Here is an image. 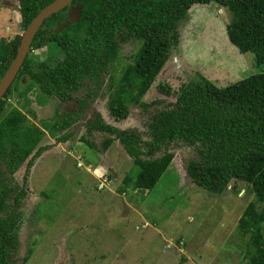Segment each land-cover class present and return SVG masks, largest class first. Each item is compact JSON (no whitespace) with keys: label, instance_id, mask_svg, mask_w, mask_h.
<instances>
[{"label":"trees","instance_id":"1","mask_svg":"<svg viewBox=\"0 0 264 264\" xmlns=\"http://www.w3.org/2000/svg\"><path fill=\"white\" fill-rule=\"evenodd\" d=\"M53 1L19 0L24 31ZM211 2L232 14L230 41L242 52H254L256 63L264 64V0H73L45 19L22 68L0 100V264H20L15 258L21 225L19 206L27 192L15 180V173L23 165L30 172L48 148L42 144L47 133L58 142L78 140L101 153L119 140L139 166L137 173L124 177L125 188L147 191L153 190L168 171L178 172L172 146H196L199 156L188 161L186 167L193 183L215 193L229 187L240 193L239 182H245L254 193L255 199L246 206L238 229L249 238L243 263L264 264V72L224 87L197 72L176 92L173 105L156 109L151 115L148 139L140 130L119 128L99 114L88 120L86 129L88 133L113 134L102 146L83 134L75 137L74 126L85 119L84 108L91 99L90 94L77 96L86 82L96 83L97 94L107 85L108 110L116 121L126 119L133 105L152 107L144 97L179 45L181 20L193 4ZM75 13L78 17L73 20ZM21 39V33L9 40L0 38V80L15 59ZM130 41H138L139 48L132 61L123 66L120 52ZM54 42L63 53L55 63L50 46ZM44 47L46 59L31 56L35 49ZM117 66L118 76L113 72ZM24 76L30 77L26 93L39 90L40 102L43 96L58 99L54 116L43 118L41 126L17 109L6 111L16 81ZM159 87L168 96L174 94L169 85ZM74 99L79 108L65 111ZM158 153L162 154L152 157ZM145 154L151 157H143ZM23 181L26 183L27 175Z\"/></svg>","mask_w":264,"mask_h":264},{"label":"rangeland","instance_id":"2","mask_svg":"<svg viewBox=\"0 0 264 264\" xmlns=\"http://www.w3.org/2000/svg\"><path fill=\"white\" fill-rule=\"evenodd\" d=\"M71 17L77 19L78 14ZM231 19V12L216 3L193 4L179 24V45L144 97L152 107L133 105L124 120L116 121L110 116L107 85L97 94L96 83L86 82L77 96L84 98L90 94L91 99L84 108L85 119L74 126L76 139L83 134L102 146L113 135L87 132L84 123L95 119L96 114L119 128L138 129L148 139L146 130L151 115L156 109L173 105L176 92L197 72L220 87L264 72V64L256 63L254 52H242L230 41ZM21 20L19 0H0V38L9 40L23 34ZM50 46L55 63L63 56L62 47L56 42ZM138 48V41L123 44V66L132 61ZM31 56L46 59L47 47L35 49ZM119 69L117 66L113 70L117 76ZM29 80L24 76L19 83L16 81L6 111L17 109L41 126L43 118L54 116L58 99L43 96L40 102L39 90L26 93ZM160 84L169 85L174 94L168 96ZM67 104L65 111L79 108L76 99ZM82 143L87 146L72 139L58 142L47 133L42 144L48 148L30 172H26L24 165L16 171L15 180L27 192L19 206L21 225L15 258L20 264L26 255L29 257L24 264L245 263L249 238L238 229V223L248 203L255 199L247 183L239 182L240 193L230 187L215 193L193 183L186 167L188 161L199 156L197 148L180 145L170 148L177 154L179 173L168 171L151 191L125 188L124 177L137 173L139 166L123 144L115 140L104 153L94 148L95 152L85 153ZM79 161L83 163L81 167ZM105 175L109 181L99 189Z\"/></svg>","mask_w":264,"mask_h":264},{"label":"water","instance_id":"3","mask_svg":"<svg viewBox=\"0 0 264 264\" xmlns=\"http://www.w3.org/2000/svg\"><path fill=\"white\" fill-rule=\"evenodd\" d=\"M72 2L73 0H54L53 2L45 6L27 26L24 33L22 34V39L18 47L17 55L13 60V62L11 63L8 70L6 71L3 78L0 80V100L5 95L9 87L12 85L17 74L22 68L23 63L31 49V44L33 42V39L37 34L38 30L41 28L45 19L50 15L57 13L62 9L66 8ZM8 4L13 5L10 2H8ZM87 123L88 122L85 121L84 124ZM112 172H114V170H112Z\"/></svg>","mask_w":264,"mask_h":264},{"label":"built area","instance_id":"4","mask_svg":"<svg viewBox=\"0 0 264 264\" xmlns=\"http://www.w3.org/2000/svg\"><path fill=\"white\" fill-rule=\"evenodd\" d=\"M78 165H79V167H81L82 165H83V163L81 162V161H79L78 162ZM107 181H109V178H108V176H104L103 178H101V182H100V184H99V189H102V188H104L105 187V185H106V182Z\"/></svg>","mask_w":264,"mask_h":264},{"label":"crops","instance_id":"5","mask_svg":"<svg viewBox=\"0 0 264 264\" xmlns=\"http://www.w3.org/2000/svg\"><path fill=\"white\" fill-rule=\"evenodd\" d=\"M82 145H84L86 147L85 149H83L85 151V153H92V151H94V149L93 148H90L88 145L86 146L83 143H82ZM85 153L82 152L81 154H85Z\"/></svg>","mask_w":264,"mask_h":264},{"label":"flooded vegetation","instance_id":"6","mask_svg":"<svg viewBox=\"0 0 264 264\" xmlns=\"http://www.w3.org/2000/svg\"><path fill=\"white\" fill-rule=\"evenodd\" d=\"M44 145H45V144H44ZM46 150H47V149H46ZM46 150H45V151H46ZM33 166H34V165H33Z\"/></svg>","mask_w":264,"mask_h":264}]
</instances>
